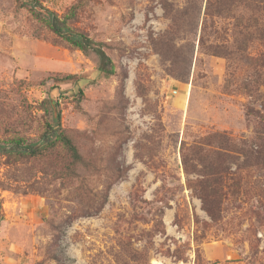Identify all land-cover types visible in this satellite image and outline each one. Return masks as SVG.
Returning <instances> with one entry per match:
<instances>
[{"label": "rangeland", "instance_id": "1", "mask_svg": "<svg viewBox=\"0 0 264 264\" xmlns=\"http://www.w3.org/2000/svg\"><path fill=\"white\" fill-rule=\"evenodd\" d=\"M41 2L62 17L76 6L70 24L117 72L99 76L94 52L0 0V139L38 137L52 97L83 158L0 155V264H264V163L245 154L264 143V47L255 26L244 39V7ZM217 171L214 219L198 185Z\"/></svg>", "mask_w": 264, "mask_h": 264}, {"label": "trees", "instance_id": "2", "mask_svg": "<svg viewBox=\"0 0 264 264\" xmlns=\"http://www.w3.org/2000/svg\"><path fill=\"white\" fill-rule=\"evenodd\" d=\"M17 1L20 7L28 8L33 14L40 17L61 39L72 47L84 52H94L98 57L99 64L97 71L99 76L110 78L116 74L117 63L103 48V43L70 24L69 19L75 15L76 6L72 7L69 14L62 17L56 11L46 7L41 0ZM240 5L244 7L246 13V20L242 23L244 39L250 40L253 38L251 27L255 26L253 29L260 33V43L264 47V0H209L207 10L209 12L212 9L216 15H221V11L226 9L228 14L236 10ZM242 20L244 19L242 18ZM245 42H243L242 48H244ZM262 70L264 72V50L260 54V71ZM73 77H76V75L64 76L66 79ZM85 79V77H79L78 80L85 81ZM79 93L83 94L82 89H80ZM261 98L263 101H260V106L264 108V93H260V100ZM42 108L49 116V119L45 121L42 133L36 138L16 134L9 138L0 139V155L16 159L32 158L61 148L70 159L71 165L69 169H73L75 165L82 162L83 158L75 141L66 132L62 124V111L59 107L58 100L48 97L43 101ZM263 144L261 142L258 147L259 149L256 151L254 149L246 150L245 154L250 157L252 155H258L260 162L264 163V158L263 156L261 157V152H264ZM221 173L222 171L211 173L210 177L200 180V184L198 185L205 209L214 219L218 218L222 203L221 198L218 196L219 189L221 188L219 186L220 181L216 177V175ZM213 199L217 200V207L211 206ZM3 219V201L0 197V223ZM56 260L60 264L58 257H56Z\"/></svg>", "mask_w": 264, "mask_h": 264}]
</instances>
